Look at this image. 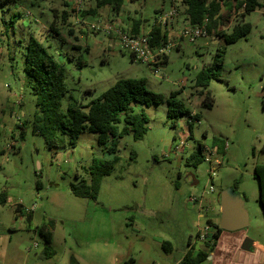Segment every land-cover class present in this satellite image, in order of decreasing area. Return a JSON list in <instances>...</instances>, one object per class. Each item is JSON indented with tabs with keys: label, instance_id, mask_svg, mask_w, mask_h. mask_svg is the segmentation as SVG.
Wrapping results in <instances>:
<instances>
[{
	"label": "rangeland",
	"instance_id": "1",
	"mask_svg": "<svg viewBox=\"0 0 264 264\" xmlns=\"http://www.w3.org/2000/svg\"><path fill=\"white\" fill-rule=\"evenodd\" d=\"M221 1L235 5L233 0ZM82 2L81 20L90 25L109 23L106 8L96 9V0ZM66 3L0 0V124L6 123L0 138V194L5 192L9 199L0 205V234L9 224L12 228L9 243L0 246V264H124L130 258L134 264H164L171 258L160 244L169 241L177 248L175 256L188 240L195 242L208 221L219 227L222 202L241 205L247 226L239 232L254 242L264 264V214L253 176L254 167L264 165V0L260 9L243 19L242 9L232 10L220 24L227 34L239 23L250 24L245 37L230 45L213 34L192 43L183 40L167 51L158 75L120 50L113 35L75 23L77 14ZM172 5L178 15L165 31L168 40L176 42L185 22L181 0H124L120 13L112 14L120 29L129 32L132 21L150 27ZM225 11L223 7V15ZM31 38L63 70L67 89L63 110L71 102L69 95L78 105L87 106L120 79L143 78L146 89L161 97L159 105L133 106L134 113L147 119L146 133L139 141L131 134L118 140L117 162L92 199L75 197L69 188L90 183L92 160L112 157L94 133L80 134L71 147L68 133L58 131L57 148L50 150L42 136L32 131L35 100L23 73ZM222 47L220 80L211 81L204 90L213 100L207 109L194 79ZM174 94L198 116L199 123L178 116L175 127L170 126L167 102ZM20 124L24 125L22 139ZM177 139L184 140L183 151L174 152ZM212 139L226 144V149L209 183L206 162L192 167L185 161L199 144L210 146ZM191 198L200 204L191 203ZM20 201L25 208L35 205L32 223L25 214L16 217L13 205ZM49 220L53 221L54 255L45 258L36 229Z\"/></svg>",
	"mask_w": 264,
	"mask_h": 264
},
{
	"label": "trees",
	"instance_id": "2",
	"mask_svg": "<svg viewBox=\"0 0 264 264\" xmlns=\"http://www.w3.org/2000/svg\"><path fill=\"white\" fill-rule=\"evenodd\" d=\"M124 0H97L96 9L108 7L114 14L121 11ZM235 5L223 3L221 0H181L184 7L185 21L191 25H201L206 21V31L208 35L213 34L222 40L225 45H230L245 37L250 32V24H237L231 33L227 34L220 30V24L232 10L242 9L241 18L250 12L262 7L260 0H233ZM226 7L224 15L222 8ZM66 13L62 14V19ZM140 21L133 24V29L129 33L138 35ZM54 29V22L49 27ZM151 45L165 44L168 41L166 31L160 26L152 25L150 30ZM222 47L212 58L211 64L202 69L194 79V86L199 89V96H202V104L210 109L213 100L208 92H204L208 84L213 80H220V69L224 54ZM131 56V55H130ZM132 58V56H131ZM133 60V58H132ZM166 60V57H165ZM165 64V62H164ZM23 73L25 86L30 90L34 97L36 112L31 121V128L34 133L42 136L46 146L50 150L57 148V132H66L69 135V145L75 146L80 134L94 133L98 136V144L103 146L105 152L112 158L110 160H92L89 169L90 183L81 182L78 185H71V194L79 198H94L99 189L102 179L108 176L117 162L115 155L118 140L123 136L131 134L134 141H139L146 133L147 119L143 113H134L133 106L139 105L148 107L159 105L161 97L149 92L146 89V80L139 79H120L117 80L108 90L101 93L95 100L87 106L78 105L73 101L71 95L67 107L63 110L62 101L67 95L64 83L63 70L58 66L53 57L43 49L37 41L30 39L24 57ZM167 119L170 126L175 127L178 116L189 117L190 112L184 107L183 103L175 100V94L167 102ZM195 120H198L196 115ZM120 125H123L120 129ZM23 124H20L19 138H23ZM1 137V134H0ZM202 144L197 146L195 153H191L185 164L196 167L203 162ZM210 146L215 147L220 155L224 152V143L217 139H212ZM254 178L258 181L259 203L264 214V165L254 167ZM6 198L0 195V198ZM4 200H0L3 205ZM19 212V210H17ZM30 219V215L28 218ZM209 231L203 242L210 243L216 239L221 229L212 222H207ZM53 221L49 220L47 225L38 230V235L44 242L43 257L49 258L54 255L51 247V228ZM164 245V244H163ZM164 251H167L163 247ZM207 253L187 252L179 264H201L205 261ZM124 264H134L133 259H128Z\"/></svg>",
	"mask_w": 264,
	"mask_h": 264
},
{
	"label": "built area",
	"instance_id": "3",
	"mask_svg": "<svg viewBox=\"0 0 264 264\" xmlns=\"http://www.w3.org/2000/svg\"><path fill=\"white\" fill-rule=\"evenodd\" d=\"M71 2V11L76 16V23L85 26L87 30L95 33H103L109 37L112 35L118 41V47L120 50L129 53L133 60L136 62H141L151 68L152 73L154 75H158L160 72V68L164 65L165 57L167 51L180 44L181 41L187 40L189 43L194 42L198 38H206L208 36L206 31L207 23L203 22L201 25H191L188 22H184L179 31L177 32V41L170 42L169 40L165 44L160 45H151V36L150 31L146 34L140 35H131L129 32L120 29L114 24L111 23H103L101 25H90L88 22L81 20L80 13L84 11V6L82 0H66ZM178 15L177 7L172 5L167 13L161 14L158 19L155 21V25L160 26L164 30H168L171 27V24ZM196 114H189V121L199 123L198 120H195ZM19 120V118H17ZM11 147V146H10ZM186 147L184 140L177 139L173 141V150L174 152L183 151ZM202 156L203 162H206L209 166L208 170V181L211 183L215 177V174L218 168L221 166V162L219 160V154L215 147L211 146H202ZM224 151L226 149V144H224ZM212 191L211 187H209L208 192ZM191 203H198L195 198H191ZM16 209L19 210L20 213L25 215H31L35 210V205L30 208L23 207L20 203L16 206ZM202 211V209H200ZM209 231L208 224L204 227L203 230L198 231L196 235V241H204L205 236ZM36 247V245H34Z\"/></svg>",
	"mask_w": 264,
	"mask_h": 264
},
{
	"label": "crops",
	"instance_id": "4",
	"mask_svg": "<svg viewBox=\"0 0 264 264\" xmlns=\"http://www.w3.org/2000/svg\"><path fill=\"white\" fill-rule=\"evenodd\" d=\"M66 6L70 10L71 9V2L67 1ZM104 8H106V10H107V15H108V16L106 15L108 17L107 21H109V23L114 24L117 27H119L121 24H117L118 20H117L116 16H114V15H118L120 12L118 14L113 13L114 14L113 15L108 7H104ZM108 10L110 11V13ZM93 12L91 11L90 14H92ZM64 13L67 14V12H64ZM76 22L77 21L75 20V23ZM132 22H133L132 26L128 27L129 32L132 31L133 24L136 21H132ZM154 23L155 22H153L152 25H154ZM152 25L150 27L145 28L144 26H142V23H140L139 29H138V35L148 33L151 30ZM83 37H84V35L81 36L80 38H83ZM5 125H6V123H4V122H3V124H0L1 136H2L1 129ZM188 131H189V129H188ZM2 153L3 152H0V154H2ZM0 195L6 196V193L3 192ZM4 199H5V202L3 205H5V204H7V202H9V199L7 197L6 198L3 197V199L0 198L1 201ZM20 204H21V201H20ZM17 205H18V203L15 202L13 207H15ZM14 213H15L16 217H17V215L23 214V213L17 212L16 208H14ZM32 216H33V214L30 215V219H27L28 215H25V218L29 223L33 222ZM202 218L203 217L201 215H199V220H202ZM11 229L12 228L9 224V226L4 230V233L0 234V246L1 247L4 244L6 245L9 243V241H10L9 234H10ZM18 229L22 230L21 226H19ZM38 230L39 229H36L37 234H38ZM0 232H1V230H0ZM6 237H8V241L6 240L7 239ZM244 239H245L244 235L239 231L227 232V231L221 230V232L218 234L216 239L210 243H206L203 241L200 242V241H196V240H195V242H192L191 240H188L187 244L184 245L183 247H181L175 256H173V254L175 251H177V248L175 249L169 241H163L160 244V247L162 250L164 247L167 251H164V250L163 251L168 255L169 258H171V260H169V259L166 260V262L164 264H179L181 262V260L183 259V256L188 251L192 252V254H196L197 252L207 253V257H206L205 261L202 262L201 264H262V262H263L262 255L257 250V248L254 247V242L251 241L252 244L250 246V252H244L240 249V247L242 245V241ZM51 242H52V237H51ZM134 263H135V261H134Z\"/></svg>",
	"mask_w": 264,
	"mask_h": 264
},
{
	"label": "water",
	"instance_id": "5",
	"mask_svg": "<svg viewBox=\"0 0 264 264\" xmlns=\"http://www.w3.org/2000/svg\"><path fill=\"white\" fill-rule=\"evenodd\" d=\"M221 220L219 228L227 232H236L247 226V214L241 208V205H220ZM251 241L244 239L240 249L244 252H250Z\"/></svg>",
	"mask_w": 264,
	"mask_h": 264
}]
</instances>
